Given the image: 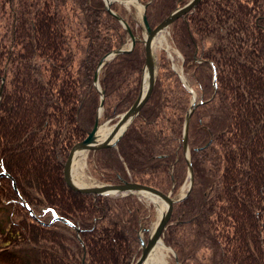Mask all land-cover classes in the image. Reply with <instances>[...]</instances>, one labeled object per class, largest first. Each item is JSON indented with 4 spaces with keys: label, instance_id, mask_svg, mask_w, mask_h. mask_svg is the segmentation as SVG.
Here are the masks:
<instances>
[{
    "label": "trees",
    "instance_id": "trees-1",
    "mask_svg": "<svg viewBox=\"0 0 264 264\" xmlns=\"http://www.w3.org/2000/svg\"><path fill=\"white\" fill-rule=\"evenodd\" d=\"M43 1L20 0V3H14L13 6H21L18 14L21 17L20 21L23 22V27L18 28L19 33L24 32L29 36L27 32L29 28L26 31L24 24L26 26L31 23V37L34 38L36 29L31 14L32 11L41 15L43 10L44 12L49 11L46 9V3L43 10L35 6ZM58 1L68 3L67 0ZM140 1L146 3L149 0ZM216 1L213 0V4ZM224 1H226L224 5L229 8L232 7L235 12L240 11L239 7L236 9V4H238L236 0ZM73 2L80 4L83 11L81 17L84 18L85 22L87 21L86 23L89 26L87 37L90 38V41L87 44L85 54L81 57L82 67H86V71H83V73L77 71L72 78L71 75H68L70 79H74L79 73L76 81L70 80L75 89H68V87L56 89L59 86L44 81L39 84L38 90L42 94L37 92L38 98H31L28 102L35 109L32 118L40 124L34 129L31 139L20 140L17 143L25 153L19 154L11 150L10 153L2 155V165L9 167L15 174L20 176L22 183L25 181L32 184L33 187L42 189L48 200V205H50L51 212L55 210L58 214L63 213L70 221L78 223L83 229L80 236L93 234L87 238L88 243L86 244L89 252V258H87L89 264H101V262L103 264H129L138 252L139 242L135 237L126 238V234L134 231L136 233L134 223H139L140 216L143 215L144 221H149L152 215L145 212L141 215L138 208L140 202L137 197L134 194L124 198L86 194L85 197L95 198V203L99 202L103 208L98 210H92L95 208L82 209L79 204L76 208H72L68 202L63 203V201H66L65 199L57 198L60 192L66 190L65 187L61 188L58 185L51 191L46 187V180L37 166L40 159L37 160V163L31 162L29 164L27 162L28 154L25 149L28 145L30 156L34 154L32 156L36 157L39 152L42 154L41 158L45 157L47 161L52 159L51 163H53L54 168L59 167L61 163H57V161L62 160L61 156L64 157L65 155L66 158L76 140L86 136L93 127L99 104L100 93L94 84L97 65L109 50L121 46L128 36L126 28L120 22L117 23V18L105 6L104 0H74ZM176 2L178 0H150L147 6V16L150 23L154 26L157 25L176 6ZM231 2H235V4ZM112 7L121 14H125L118 8V3L112 4ZM47 8H51L50 14L55 19L58 9L51 6ZM207 12L210 13L211 10L207 9ZM220 13L219 8L216 14L212 13L207 18L215 20L216 23L219 22L215 26L217 35L224 34V30L227 31L230 26L237 23L236 17H239L237 14L234 16L227 14L222 18L219 15ZM195 17L196 13L192 11L175 20L171 25L172 39L185 55V71L189 73L193 84L199 87L201 94L204 95L203 98L206 99L211 97L215 90L212 83V69L213 65L217 67V63L220 61L214 60L212 65L211 61L208 60L210 56L207 51L213 48H207L206 45L203 48L198 47L202 38L199 32V35L197 34L201 22H198ZM126 20L135 31L134 24H132L135 23L133 16L126 18ZM241 23L243 25V22ZM223 25L225 26L223 27ZM99 29L101 32H99ZM40 30L42 36L44 30L42 28ZM95 31L98 32L93 36L91 33ZM27 39L29 37L25 40ZM226 40L224 39L218 50L221 51L222 49L224 51L223 45ZM50 44L51 42H49ZM55 45L57 46V43ZM48 47L46 54L50 53ZM250 48H254V46ZM196 49L203 50L204 54L201 53V55L205 56L206 59L196 61L195 55H200V52L195 51ZM51 51L53 53L51 55L55 56L57 54L54 46ZM215 52L217 53L212 54L211 57L215 58L217 56L219 59V54L221 57L225 54L219 51ZM246 53H249L247 54L246 63L238 57L239 54L236 49L235 56L238 57V60H229L226 63L219 64L218 69L222 70L223 77L220 79L218 74V94L216 98L211 97L212 99L209 102L198 105L192 114V119L195 118L196 122L191 125L188 143L191 148L190 160L193 164L194 182L189 195L175 204L173 218L168 222L164 233L167 243L174 247L179 261L183 264H188L187 260L190 263L194 261L198 264H233L230 257L234 259L235 255L229 254L227 249L231 247L232 251H237L246 248V246L238 245L234 237L226 230L228 227H234L232 225H235L234 228H236L237 222L243 225V231L245 230L251 234L248 238L252 239V244L264 243V100L260 101L262 98H259V100L253 94L246 98L244 97L246 95L244 90L241 89L234 94L228 88V82L237 79L234 71L240 69L238 62L249 67L251 70L250 75L256 74V76H259L258 70L264 73V66H261L259 61L254 59L255 52L248 50ZM144 54L142 43L137 42L131 51L119 53L103 65L101 84L106 91L104 103L105 108H107L106 116L114 115L122 108L126 100L133 99L139 93L142 66L145 60ZM1 58L11 64L16 62L15 52L11 49L7 50L6 53L2 52ZM227 58L229 59L226 56L225 60ZM162 62L161 72L158 75L160 76V83L153 89L151 98L153 101L145 105L141 113L135 118V122L133 121V125L127 129L122 153L126 155L125 160L129 165V175L134 180L156 186L167 192L173 182H175L176 188L182 184L187 171L188 159L183 151L182 130L185 112L189 106V90L184 87L178 74L164 63V58ZM262 65H264V62H262ZM29 68L26 69V66H23V74L26 76L27 86L34 88V85L32 86L34 77ZM1 70H3L2 67H0ZM45 75L50 76L48 71ZM57 75H61V73L58 72ZM258 79L259 82H264V75ZM16 83H19L17 79L14 80L13 84L16 86ZM82 84L84 85L82 86ZM72 91L74 95L71 98L70 93ZM22 92H24V89ZM21 96V93L17 95V97ZM17 97L12 99L15 104L20 102ZM237 103H240V105ZM36 105H38V109H36ZM20 112H25V110L22 111L20 108ZM250 120L253 122L252 127L254 130L248 124ZM3 123L1 127L6 125L4 120ZM31 127L32 125H30ZM246 128L249 134H258L259 137L249 146L247 157L244 158L240 151L243 152ZM209 129L213 130L214 135H216L215 139L205 147H196L205 144L209 140L211 135ZM51 132L52 135H50ZM230 145L233 148L236 146V151L239 152L233 157V149ZM58 148L62 150L61 156L58 154ZM93 154L97 176L104 181L117 182L116 167L112 166L107 159H112L114 162L116 160L117 162V151L115 149H100L93 152ZM25 168H30L31 171L23 173L22 170ZM124 172L127 173L126 170ZM23 189L26 190V187L23 186ZM4 190H6L5 187ZM67 193L76 196L81 195L72 190L67 191ZM256 209L260 210L259 215L262 217L258 227L253 225L256 228V232H254L251 226L242 220V217L253 215L249 211ZM92 215L101 218L100 225L102 228L100 230L95 227L96 225L93 226L94 229L92 228ZM51 225L54 239L50 244H56V253L64 254L65 257L62 258L63 260H56V262L49 258L47 264H76L77 260L81 262L83 250L81 240L77 237L74 227L70 223L61 220H55ZM1 228L0 231L3 232ZM205 233L206 237L204 236ZM75 239L79 243H76ZM175 241L178 246L175 245ZM27 242L24 245H32L31 248L37 251L39 262L42 264L45 255L41 252L49 249V244L44 240L32 243L31 236H28ZM104 244L107 245V249H111L110 252L104 251L106 247ZM100 248L102 251H95V249L99 250ZM211 248H215L216 255H212L208 251ZM200 252L201 256L199 257ZM73 256L77 259H75L76 262L70 260V257ZM46 258L48 257L46 256ZM5 260L7 259L0 255V261ZM255 260L258 264H264V253L259 254ZM244 263L254 264L249 260L244 261Z\"/></svg>",
    "mask_w": 264,
    "mask_h": 264
},
{
    "label": "rangeland",
    "instance_id": "rangeland-1",
    "mask_svg": "<svg viewBox=\"0 0 264 264\" xmlns=\"http://www.w3.org/2000/svg\"><path fill=\"white\" fill-rule=\"evenodd\" d=\"M67 1L68 3H65L66 1L60 2L58 0H48V1L44 0L39 5H35L40 10H43L45 9V3H46L47 7L51 6L57 8L58 12L57 14H55L56 15L55 19H53V15L50 14L51 8L49 9L46 7V9H48L49 11L44 12L43 10L42 15L39 14L38 12L36 13L31 10L32 11L31 17H33L32 22L34 23L35 25L34 28L36 29L35 32L36 35H34L33 38L31 37L32 35L31 23H29V25L26 26L24 24V28L26 31L27 28H29V30L27 31L29 36H27V33L25 34L24 32L19 33L18 28L23 27V22L20 21L21 17L18 14V11L21 9V6H17V5L13 6V5L14 3L17 4V2L20 3V0H12V1L0 0V54L2 57V52L6 53L7 50L11 49L13 52H15V56H16V62L12 64L6 62L5 59L0 57V67L3 68V70H1L2 72L0 71V127L1 125L4 124L3 120L6 123L4 127L0 128V149L2 150V152H0V227H2L1 229L3 230V232L0 231V255H3V257L7 259L5 261H0V264H41L39 262V256L37 255V251L31 248L32 245H24L27 242L28 236H31L32 243L40 240L42 242V240H44L49 244V249L41 252L43 255H45V258L42 259L43 261L42 264H47L49 258H46V256L47 257L49 256L50 250H53L56 253V244L54 243L53 245L50 244L53 241L52 239H54L52 237L51 228L53 227L51 224L55 220H59V215L62 216L63 213H60L57 216H55L57 212L55 210L51 212L49 208L50 205H48V200L45 197V194L42 192V189H40L39 187H33L32 184L26 183L25 181H23L22 183V178L20 176L15 174L13 170H11L9 167L2 165V159H3L2 155L4 153V149L6 150L9 149L10 151L12 150L19 154L25 153V151H23V149H21L20 145H17V143H19L20 140H25L28 138L31 139L33 136L34 129L38 127V125L40 124V122L38 123L36 119L32 118L33 117L32 113L33 111H35V109L34 106L30 105L28 102L29 99L31 98L34 99L38 98L37 97L38 95L36 93L37 92L41 93L38 90L39 84H41L44 81L47 82L48 84L51 82L56 86H59L56 89L63 87H68V89L70 88L75 89V86L70 83V80L76 81L79 73L74 79H70L68 75H71L72 78V76L77 71L82 73L83 71H86V67L85 68L82 67L81 57L83 56V54H85L87 50V44L90 41V38L88 39L87 37V31L89 30V26L86 23L87 21L85 22L84 18L81 17L83 11L80 4L77 2L74 3L73 2L74 0L71 1L67 0ZM236 1L238 2V4H236V9L239 7L240 11L242 12L241 14L239 13L240 11L238 12L235 9L237 11L235 12L232 7L229 8L228 6L224 5V3H226V1L224 0H217L216 3L214 4H213V0H198L197 2L195 1L196 2L195 5L193 0H178V2L175 3L176 6L175 7L173 6L174 8L169 13L171 14L172 12L181 8L182 6L185 7L193 2L192 7L181 16H184L188 12H192V11L194 13L195 11L196 13L195 18L198 22L199 21L201 22L199 23V25L202 26V27L198 26V31H197V34L199 32V34L202 36L200 42H204L207 48L209 47L213 48L207 51L208 55L211 57L212 54L217 53L215 51H219L220 53H225L222 57L219 54L218 55L219 59L217 58V56L215 58L214 57L208 58V60L211 61L212 65L214 63L213 62L214 60L220 61L219 63H217L218 66L216 67L215 65H213V69H212V74H213L212 76L216 77L213 78L212 80V83L215 88L214 93H212L211 95L213 99L216 98V95L218 94L217 93L218 92L217 83L219 81L218 74L220 79H222L223 77L222 70L218 69L219 64H221L222 62L226 63V61L229 60H238L239 57L242 58V60L246 63L247 54H249L246 53V51L252 50L255 52L254 59H257L261 64V66H264L262 65V62H264V0H236ZM106 2L107 3L112 2V4L118 3V8L125 13L124 15L121 14L118 10L116 11V9L114 8L109 11L111 12V14H113V16L117 18L118 24L120 22L121 25L126 28V30L127 29L132 30V32H129L127 30L128 36L126 41H124L122 45H127L126 47H128L132 45L131 42L132 43L133 41L136 42V39H138V42L139 41L141 42V39H146L147 36L146 28L144 26L142 27L140 26L142 30H140L141 35L139 36L135 28H134L135 31H133L132 27L131 28L129 27L130 24L126 20V18L133 16L135 21L139 23L138 20L142 19L141 17L144 14V11H145V15L147 14V7L145 10L144 5H147L148 2L143 3L140 0L138 1L136 0V2L134 0H104L105 6H107ZM231 3L235 4V2H231ZM26 6L28 5L26 4ZM203 7H205V9L202 10ZM219 8L221 11L219 15H221L222 18L225 17V15L227 14H231L232 16L237 14L239 16L236 17L237 23H235L233 26H230L227 31L224 30V34L222 35L216 34L215 26H217L219 22L216 23L215 20L207 19L210 14L212 13L216 14ZM207 9H210L211 12L208 13ZM123 16L126 18H124ZM162 21L163 20H161L160 22ZM241 22H243V25ZM224 26L225 25H223V27ZM41 28L44 30L42 36L40 34ZM163 30H164V34H166L167 36V41H165V43L162 45L159 44V42L155 43L156 41V36H155L152 45V48L154 50V62H156L155 63L156 71H158L157 74L161 72V66L163 64L162 61L164 58V63H166L167 66L170 67V65H172L174 67V70H177L180 74L184 75L185 78L188 77L187 76L188 72L187 71L185 73L183 72L185 69V65H184L185 55L183 51L176 46L175 42L172 39L171 26ZM97 32L98 31H95L91 34L95 36ZM99 32H101L100 29ZM134 33H136V35ZM56 35H58V37H56ZM27 37H29V39L25 40ZM224 39H227L223 45L224 51H222V49L220 51L218 50V47H221L220 45L221 43L224 42ZM49 42H51L50 45ZM55 43H57V46L55 45ZM141 43L145 51L144 55L146 60L147 57L146 47L144 42ZM134 44L136 45V43ZM47 46H49L48 47V50H50L49 54L45 53L47 51ZM53 46L56 49V53H57L55 56L51 55L53 54L51 53ZM251 46H254V48H250ZM44 49L46 50L44 51ZM236 49L238 50V54H239L238 57L235 56ZM226 56H228L229 59L227 58V60H225ZM201 57L198 58L197 60L203 61L204 59H206L205 56H201ZM111 59L113 58H110V56L107 57V54H105L104 57H102V59L98 63L97 65L98 68L100 67L103 68V65ZM238 63L240 65V69L239 71L236 70L234 71L237 76V79L228 82L229 90L235 94L242 89L246 93L244 97L249 98L251 94H253V96L257 97V99L262 98L261 100L259 99L260 101L264 100V85L262 86L264 82H259L258 79L261 78V76H263L264 73L258 70L257 72L259 73V76H256V74L250 75L251 70L249 69V67L247 65H242L240 62ZM23 66H26V69L27 67H30L29 69L32 71L34 77L32 84V86L34 85L33 86L34 88H30L27 86V79L26 76L23 74L24 72ZM98 68H96L95 72H98ZM47 71L50 74L49 77L45 75L47 74ZM58 72H60L61 75H57ZM15 79L19 81V83H16V86L13 84ZM180 80L182 81L181 78ZM97 83L98 80L94 78L95 86L97 85ZM83 85L84 84H82V86ZM142 85L143 84L140 81L141 91L140 89L139 91L141 92V94L140 92L139 93L137 92L138 93L137 96H134L133 99L126 100V102L122 105V108H120L114 115H108V116H106L107 108H105L104 105L106 91H104V88L101 85V88L103 90L98 91L100 93L99 94L100 105L98 106L99 109L97 108L98 113L101 117L100 118L101 124L114 127L115 123H117L121 119L123 113L127 109H130L135 104L138 96L139 95L145 96L144 94L145 90L142 88L144 86ZM146 87L144 88L146 89ZM23 89L24 92H22ZM188 90H189V106L187 107L184 116L185 120L182 130L183 142L185 136V126L187 121L189 123L188 132L186 133L187 138H189L191 125L196 122V120H194L195 118L192 119L193 118L192 114L193 111L197 109L198 105H196L195 109L192 110L190 108L191 105L193 104L192 102L199 99L201 100V102H204L205 100V98H203L204 95L201 94L199 87H197L196 85L192 84L191 88H188ZM20 93L22 94V96L17 97V95ZM72 93L74 92L72 91L70 93L71 98L74 95ZM152 95H153V90H151V93L149 94L148 98L145 99L142 105L140 106L141 111L145 107V105H147V103L153 101V99H151ZM15 97H17V99L20 100L21 103L18 102V104H15L14 101H12V99ZM237 104L240 105V103ZM36 106H37L36 109H38V105ZM20 108L22 109V111L25 110V112H20ZM188 115H189V119H187ZM136 117L137 115L129 122V124L126 126L127 128L133 125V121L135 122ZM248 124L250 128L254 130L252 127L253 124L252 120H250V123ZM30 125H32L33 128L32 127L30 128ZM28 129H29V133H28ZM98 129L99 127L97 128V130ZM91 130L92 128L89 130V132ZM89 132L83 138L76 140L75 143L83 141L88 136ZM209 133H211V135L209 136V140L212 141L213 139H215L216 135H214V132L211 129H209ZM50 135H52V132ZM258 137H259L258 134L256 135L254 134L252 135V133L249 134L246 128V139L243 142V152L240 151L241 155L244 158L247 157L249 146L253 144L256 138ZM97 138L99 141H102L101 137H97ZM230 147L233 149L232 157L239 153L238 151H236V146L233 148V146L230 145ZM101 148L99 147L97 148V150H100ZM25 150L26 153L28 154L27 162H29V164L31 162L37 163V160L40 159L38 161L39 165L37 166L40 169L39 171H41V173L43 174V178L46 180V187L50 189V191L53 190L54 187H58L59 185L61 188L65 187L67 191L72 190L76 193L81 194L80 196L70 195L69 193H67L66 190H64L63 192H60L57 196V198L66 200L63 201V203L66 204L68 202L72 208H76L77 204H79L82 207V209L95 208L92 210H98L103 208L100 206L99 202H97V204L95 203L96 202L95 198L89 199L88 197H85L86 194H90V193L88 192L82 193L80 191H77L68 183L65 177V165L67 162V157L65 158V155L64 157L61 156L62 154L61 148H58V154L61 156L62 160L60 161L56 160L57 163H61V165L55 168L53 166V163H51L52 159L51 161H47L45 160L46 159L45 157L41 158L42 154H40L39 152H38L39 155L37 154L36 157L32 156L34 154H31L32 156L31 157L28 145ZM187 150L188 151L186 152L190 154L189 157L191 159V148L189 143ZM84 152H85V161H86L85 173L83 176L84 182L87 183V185L99 184L100 181L97 180V177L95 176L97 175L96 167L92 168V166H95L93 163L94 160L88 157L92 153L89 154L90 150L88 149H85ZM16 161L18 162L19 160ZM30 168H25V172L26 173L30 172L31 171ZM186 168L187 171H186V175L184 176L182 184L178 186V188H176L175 182H173L170 189L167 192H164L168 194L171 198L177 200L175 204L181 201L179 200L180 198L187 197L191 192L193 186L194 171L191 160L190 162L188 160V165ZM54 175L56 176V178ZM189 177H191V179H189ZM147 185L153 186L150 184ZM23 186L26 187V190L23 189ZM3 187H5L7 191L2 190ZM92 195L98 196L101 194L94 193ZM137 196L139 198L142 197L147 205H151V204L153 205L151 211H145L146 214L149 215L152 214L150 216V219L148 218L149 219V221H147L148 224L145 223L148 226H145V228L147 229L145 230L144 238H147L149 235H151L150 233H152L153 231L155 222L158 220V218H160L159 205L156 202H152L151 199H149L148 197L143 196L142 193H140L139 195L137 194ZM54 198H56V196H54ZM168 207L169 206L167 203V207L164 212L168 210ZM175 207L176 205L174 206V208ZM51 213L53 215H51ZM67 222H71V221L67 220ZM100 222H102L100 217H98L97 215L91 216L92 228H94L93 226L96 225L95 227H98V229L100 230L102 228ZM71 225L79 226L78 223H72ZM166 228L167 226L164 228L163 236L161 237V239L165 243H167L166 239L164 238V233ZM76 234L79 240H81V243H83V241L84 242L86 241L88 243L87 238L90 235H93V234L83 235L84 237H82L80 236L81 234L79 231H77ZM247 240L252 242L251 238H248ZM74 241L76 243H79L77 239H75ZM166 245L167 247L170 248V250L166 251L167 254L165 256L167 264H183L181 261H179L177 252L175 251L174 247L168 243ZM175 245L178 246L176 241H175ZM247 245L248 247H246L245 250L239 249L237 251H232L231 247L230 249H227L229 254L235 255L234 259L230 257V259L233 261V264H245L244 261L246 260H249L251 263L258 264L255 258L259 254L264 253V243L252 244L248 242ZM104 246H106L104 251H109V252L111 251V249H107V245L104 244ZM101 248L99 250L95 249V251L97 252L102 251ZM139 250H140V244H139ZM200 256H201V252L199 253V257ZM53 257H54V262H56L57 260L56 256L53 255ZM87 258H89V252L84 248L81 257V259H83L82 263L80 262V260L78 261L76 258H74V256L70 257V260L72 259L75 262L77 260L76 264H83L84 261H86V264H89L88 263L89 260ZM138 259L139 257L135 258L129 264H135L138 261ZM235 259L238 260L234 261ZM187 261L188 264H198L197 262L194 261L193 263H190L189 260ZM146 262L147 261H145V263ZM64 264H69V263H64ZM101 264H103V262H101Z\"/></svg>",
    "mask_w": 264,
    "mask_h": 264
},
{
    "label": "bare ground",
    "instance_id": "bare-ground-1",
    "mask_svg": "<svg viewBox=\"0 0 264 264\" xmlns=\"http://www.w3.org/2000/svg\"><path fill=\"white\" fill-rule=\"evenodd\" d=\"M135 2H136V0H134ZM138 1V0H137ZM106 4H107V8L109 9V10H112L113 9V7H112V2H110L109 3V7H108V3L106 2ZM148 6V3H147V5H144V8H145V10H146V7ZM182 7H184V6H182ZM181 7V8H182ZM147 15V14H146ZM170 14H168V15H166L162 20H164L165 18H167L168 16H169ZM180 17V16H179ZM179 17H177V18H175L174 20H177ZM142 19H140V20H138L139 21V23L137 22V21H135V23H132V24H134L133 26H134V28H135V30L137 31V34L140 36L141 35V31L140 30H142L141 28H140V26L142 27V26H144L145 28H146V23H149V25L154 29V28H156L157 27V25L159 24H157V25H152L151 23H150V21H149V18H148V16H147V20H144V17H143V15H142V17H141ZM174 23V21H172L170 24H169V26L168 27H170L172 24ZM129 27L131 28V26L129 25ZM168 27H166V29L168 28ZM128 30V29H127ZM129 32H132V30L130 31V30H128ZM135 35H136V33H134ZM155 36H156V41H155V43L156 42H159V44H164L165 43V41H167V36H166V34H164V30L163 31H159L157 34H155ZM140 40V39H139ZM154 40V39H153ZM134 43H137L138 42V39H136V42L135 41H133ZM140 42V41H139ZM141 42H144V44H145V47H146V39H141ZM134 43H132L131 42V44L132 45H130V46H128V47H126L127 45H121V46H118V47H115V48H113V49H111V50H109V52H107L106 54H107V57L108 56H110V58H113V57H115L116 55H118L119 53H122V52H128V51H131L133 48H134V46H135V44ZM152 45H153V41H152ZM206 44L204 43V42H199V44H198V47H200V48H203L204 46H205ZM177 48V47H176ZM123 50V51H122ZM195 51H198V52H201V53H203V50H195ZM201 53H200V55H197L196 53V55H195V60L196 61H198L197 59L198 58H200L202 55H201ZM204 54V53H203ZM151 55L153 56V58H154V50H153V48H152V50H151ZM146 62H147V57H146V60H145V62H144V64H143V66H142V76H141V83L143 84L142 86H144V87H146V85H148L149 84V82L151 83H153V87H152V90L156 87V85L158 84V83H160V76H158L159 74H157V72L158 71H156V65L154 66L155 67V69H154V71L153 72H151V70H149V67L146 65ZM156 62H154V64H155ZM170 67L171 68H173V70H174V67L172 66V65H170ZM98 68V67H97ZM101 70H102V67H100V68H98V72H95V79H97L98 80V83H97V85H96V88L98 89V90H103L102 88H101V76H102V72H101ZM100 71V72H99ZM177 74H178V76H179V78H181L182 79V84L184 85V87L185 88H191V86H192V78H191V76L189 75V73H187V76L188 77H186L185 78V76L184 75H182V74H180L177 70H174ZM184 73L186 72L185 71V69H184V71H183ZM181 75V76H180ZM213 78H216L215 76H213ZM96 84V83H95ZM144 87H142L143 89H145ZM194 89V88H193ZM104 91H105V89H104ZM140 91H141V89H140ZM139 91V92H140ZM214 93V92H213ZM140 94H141V92H140ZM139 97H140V95L138 96V98L137 99H139ZM143 98V97H142ZM142 98H141V100H142ZM213 98V97H212ZM211 97H207L205 100H204V102H209V100L210 99H212ZM204 102H201V100L199 99V100H195V101H193L192 103V105H191V109L192 110H194L195 109V107H196V105H200V104H202V103H204ZM100 104H98V106H99ZM193 106V107H192ZM98 109H99V107H98ZM129 109H127L124 113H123V115L128 111ZM141 113V110L139 109V111H138V113L136 114L137 116H138V114H140ZM122 115V114H121ZM122 115V116H123ZM100 115H99V113H98V110H97V114H96V119H95V122H94V125H95V123L98 121V127H99V129L97 130V137H101V140H103V139H105L107 136H108V134L113 130V126H108V125H104V124H101V122H100ZM116 124V123H115ZM94 125H93V127H94ZM93 127H92V129H93ZM122 129H124V130H122ZM127 127L126 128H124V126L118 131V133L116 134V136L114 137V139H113V142H112V146H102V148L101 149H106V148H108V149H115L116 151H118L117 152V155H118V157L119 158H117L118 159V161L116 162V160H115V162L111 159H109V158H107L108 159V161L112 164V166L114 165L115 167H116V171H117V175H115L116 176V181L117 182H109V181H104L103 179H101L99 176H97V175H95L96 177H97V180H99L100 181V183L99 184H94V185H87V183H85L84 182V178H83V176H84V173H85V165H86V161H85V150H79V151H77L74 155H73V159H72V165H71V177H72V181H73V183L74 184H76L77 186H80V187H90V186H98V185H105V184H116V185H124V184H127V183H129V182H132V181H134V182H132V183H138V184H142V185H147L146 183H142V182H135L136 180H133V178H132V176L131 175H129V168H128V164H127V162H126V160H125V156L126 155H123V153H122V148H123V144L125 143V134H126V132H127ZM122 130V131H121ZM101 141H99V143H100ZM211 141L210 140H208L205 144L203 143V144H201V145H198V146H196V147H205L206 145H208L209 143H210ZM74 145V144H73ZM72 145V146H73ZM72 148V147H71ZM71 148H70V150H71ZM186 147H184V142H183V151L185 152L184 153V155H185V157L189 160V162H190V154L189 153H187L186 152V149H185ZM70 150H69V152H70ZM95 151H97V149H90V152H89V154L90 153H92V154H90L88 157H90L91 159H94V154H93V152H95ZM188 151V150H187ZM0 152H2V150L0 149ZM69 152H68V154H67V158H68V155H69ZM7 153H10V150H6V149H4V153H3V155H5V154H7ZM92 156H94V157H92ZM113 162H114V164H113ZM92 168H95V166H92ZM97 168V167H96ZM126 170V172L127 173H125L124 171ZM23 171V173H26L25 172V169L24 170H22ZM55 176V175H54ZM54 176H52V177H54ZM55 178H56V176H55ZM189 179H191V177H189ZM148 186V185H147ZM150 187H152V188H154V189H157V190H159V191H161V192H163L164 193V191L163 190H161L160 188H158V187H156V186H150ZM83 193V192H82ZM140 193H142V195L143 196H146V197H148L149 199H151V201L152 202H156L158 205H159V210H160V217H161V214L165 211V209H166V207H167V203H166V201L162 198V197H160L159 196V194L157 193V192H155L154 190H151V189H149V188H146V189H116V190H112V191H109V192H107V193H100L101 195H103V196H110V197H112V198H124V197H126V196H128V195H132V194H134L136 197H137V199L139 200V202H140V206H138V208H139V210H140V212H141V215H142V213L144 214V212L146 211V210H151L152 208H153V205L151 204V205H147L146 203H145V201L143 200V198L142 197H138L137 196V194L139 195ZM90 194H94V193H90ZM109 194V195H108ZM182 195H184V194H182ZM184 198H180L179 200H183ZM175 202H177V200H175L174 202H173V206H172V211H171V214H170V217H169V220H168V222L169 221H171V219L173 218V215H174V206H175ZM249 212H251L253 215H248V216H243L242 217V220L244 221V222H247L250 226H251V228L253 229V231L254 232H256V228L253 226V225H255L256 227H258V224H259V222H260V220H261V217L262 216H260L259 215V213H260V210H258V209H256V210H250ZM53 215V214H52ZM58 215V213L55 215V216H57ZM129 215H130V213H129ZM132 215V214H131ZM56 218V217H55ZM159 219L160 218H158V220L155 222V225H154V228H153V231H152V233L154 232V230H155V228H156V226H157V224H158V222H159ZM59 220H61V221H64V222H67V220H69L68 218H66L65 217V215H62V216H60L59 215ZM146 220V219H145ZM235 220V219H234ZM237 222V221H236ZM68 223H70V224H72L73 222L71 221V222H68ZM145 223H147V221H144V218H143V215L142 216H140L139 217V223H134V226H135V230H136V233H135V231L134 232H132V233H130V234H126V238H133V237H135V238H137V240H138V242H139V244H140V250L138 249V252H137V254H135V256L133 257V260L135 259V258H140L141 257V255H142V253H143V242L145 243V244H148V242H149V236L147 237V238H144V236H145V230L147 229V228H145V226H148V225H146ZM148 224V223H147ZM167 226V225H166ZM232 226H234L235 227V225H232ZM242 226L243 225H240V223H238L237 222V227L236 228H234V227H228V228H226V230H227V232L232 236V237H234V239H235V242L238 244V245H241V246H246V247H248V245H247V243L248 242H250V243H252L251 241H249V240H247L248 239V237L251 235L249 232H247V231H243L242 230ZM74 228H75V231H76V233H77V231H79L80 232V234H81V232H82V228L80 227V226H77V225H74L73 226ZM131 228H132V226H130ZM95 228V227H94ZM93 228V229H94ZM152 233H150V234H152ZM136 234V235H135ZM163 236V233H162V235H161V237ZM204 236L206 237V233L204 234ZM209 237H210V235H209ZM208 237V238H209ZM216 237V236H215ZM217 238V237H216ZM85 243V244H84ZM86 244H87V242L85 241H83V243H81V246H82V250H84V248L87 250V248H88V246H86ZM167 243H165L162 239H160V240H158L157 241V243H155V245H154V247H153V249H152V251H151V253L148 255V257H147V259H146V264H167V262H166V259H165V256H166V254H167V252L166 251H168V250H170V248L169 247H167V245H166ZM206 245V244H205ZM215 250V248H211V249H208V251L212 254V255H216L217 253L214 251ZM53 255L54 256H56V258H57V260L58 259H61V260H63L62 258L63 257H65V255L64 254H58V253H55V251H53V250H50V253H49V256H48V258H50V260H54V257H53ZM67 256V255H66ZM70 256V255H69ZM219 257V256H218ZM86 258V257H85ZM83 259H84V257H83ZM83 259H81V263H82V260ZM132 260V261H133ZM83 264H86V261H84L83 262Z\"/></svg>",
    "mask_w": 264,
    "mask_h": 264
},
{
    "label": "water",
    "instance_id": "water-1",
    "mask_svg": "<svg viewBox=\"0 0 264 264\" xmlns=\"http://www.w3.org/2000/svg\"><path fill=\"white\" fill-rule=\"evenodd\" d=\"M195 1L197 2L198 0H193L194 5L196 3ZM193 2L191 4H188L185 7L179 8L176 11L172 12L167 18H165L162 22H160L157 25V27L154 29L149 25V23H146V35H147L146 36V51H147L146 65L149 67V70H151V72H153L155 69L154 58L151 55L152 41L155 37V34H157L159 31H162L163 29L168 27L169 24L175 18L181 16L187 10H189L192 7ZM109 3L110 2H108V7H109ZM143 17H144V20H147V17L145 15V11H144ZM122 21H123V19H122ZM131 35H132V33H131ZM152 87H153V83L149 82L146 89H144L145 90V93H144L145 96L140 95L139 99H137L135 104L121 117V119L115 124L113 130L100 143H99V140H98L97 134H96L97 128L99 126L98 121H97L95 123L93 129L89 132L88 136L83 141L75 143L72 146V148L69 152L68 158H67L66 165H65V177H66L68 183L73 188H75L77 191L88 192V193H107L109 191L116 190V189H120V190L121 189H143L144 190L146 188H149V189L157 192L160 197H162L165 201H167L168 206H169L168 210L161 215L154 232L149 236L148 244H145L143 242V253L135 264H146L145 261H146L148 255L151 253L155 243H157V241L159 239H161V235L163 233L164 228L166 227V225L168 223V220H169V217H170V214L172 211L173 202L175 201V199L171 198L168 194L163 193V192H161L157 189H154L150 186L142 185V184H138V183H132V182H129V183L124 184V185L105 184V185L90 186V187H80V186H77L76 184H74L72 181L73 179L71 177V165H72L73 155L79 150H85V149L90 150V149H95V148L97 149V148L102 147V146H112L113 139L116 136V134L118 133V131L123 126H124V128H126V126L129 124V122L136 116V114L138 113V111L140 109V106L142 105L144 100L148 98L149 94L151 93ZM141 98H142V100H141ZM189 115H188L187 119H189ZM188 126H189V123L187 121L186 126H185V136H184V147H186L185 148L186 151L188 148V138H187V134H186L188 132ZM122 130H124V129H122ZM190 187H191V184H190Z\"/></svg>",
    "mask_w": 264,
    "mask_h": 264
},
{
    "label": "flooded vegetation",
    "instance_id": "flooded-vegetation-1",
    "mask_svg": "<svg viewBox=\"0 0 264 264\" xmlns=\"http://www.w3.org/2000/svg\"><path fill=\"white\" fill-rule=\"evenodd\" d=\"M2 190H4V187L2 188Z\"/></svg>",
    "mask_w": 264,
    "mask_h": 264
}]
</instances>
